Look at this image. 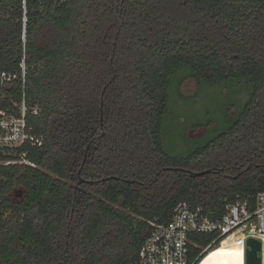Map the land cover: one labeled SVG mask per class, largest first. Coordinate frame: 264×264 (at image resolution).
<instances>
[{
    "label": "trees",
    "instance_id": "16d2710c",
    "mask_svg": "<svg viewBox=\"0 0 264 264\" xmlns=\"http://www.w3.org/2000/svg\"><path fill=\"white\" fill-rule=\"evenodd\" d=\"M2 71L0 107L24 93L42 144L20 149L34 166L0 164V264H129L177 203L220 215L264 192V0H0ZM190 78L247 96L173 155L168 91Z\"/></svg>",
    "mask_w": 264,
    "mask_h": 264
},
{
    "label": "built area",
    "instance_id": "2783aa9c",
    "mask_svg": "<svg viewBox=\"0 0 264 264\" xmlns=\"http://www.w3.org/2000/svg\"><path fill=\"white\" fill-rule=\"evenodd\" d=\"M24 80L25 63H19ZM15 74L0 72V82L8 85ZM36 106L28 105L24 93L20 101H13L8 107H0V153L6 159L0 164H30L26 152L20 149L29 144L40 146L42 138L33 132L29 119L36 115ZM202 205L187 201L177 203L166 221L149 220L150 230L138 249L136 259L129 264H201L206 256L223 239L242 229V246L245 264V240L247 237L261 239L264 236V192L253 196H237L225 206L220 215H214ZM249 230L252 231L249 232ZM198 234L212 235L205 245L198 242ZM239 244V245H240Z\"/></svg>",
    "mask_w": 264,
    "mask_h": 264
},
{
    "label": "rangeland",
    "instance_id": "374dc122",
    "mask_svg": "<svg viewBox=\"0 0 264 264\" xmlns=\"http://www.w3.org/2000/svg\"><path fill=\"white\" fill-rule=\"evenodd\" d=\"M170 79L175 85V77ZM237 91V90H236ZM183 97H180V94ZM179 92L175 88L168 91V106L170 113L165 116L161 136L166 150L173 155H181L202 146L224 131L227 123L226 106L234 101L239 105L247 96L245 88L237 91L236 94H228L227 91L218 87L199 86L196 88L193 79H186L180 84ZM230 106L231 113H236L235 107ZM25 164V162H23ZM30 165V164H28ZM32 166V165H31ZM21 187L16 185L7 194L14 201L20 199ZM242 229L229 236L230 242L234 243L239 251L240 264L243 260V234ZM249 232L252 233L251 230ZM263 241V264H264V236ZM230 242L219 243L213 250L218 251L222 246ZM240 244V245H239Z\"/></svg>",
    "mask_w": 264,
    "mask_h": 264
},
{
    "label": "bare ground",
    "instance_id": "6f19581e",
    "mask_svg": "<svg viewBox=\"0 0 264 264\" xmlns=\"http://www.w3.org/2000/svg\"><path fill=\"white\" fill-rule=\"evenodd\" d=\"M230 241L231 239L227 237L220 243L223 244ZM208 255L209 258L204 259L202 264H240L239 251L232 242L222 246L218 251H210Z\"/></svg>",
    "mask_w": 264,
    "mask_h": 264
},
{
    "label": "water",
    "instance_id": "95a60500",
    "mask_svg": "<svg viewBox=\"0 0 264 264\" xmlns=\"http://www.w3.org/2000/svg\"><path fill=\"white\" fill-rule=\"evenodd\" d=\"M206 172H195L192 175L200 176ZM245 246V264H263V241L250 236L246 238Z\"/></svg>",
    "mask_w": 264,
    "mask_h": 264
},
{
    "label": "crops",
    "instance_id": "0c3cea01",
    "mask_svg": "<svg viewBox=\"0 0 264 264\" xmlns=\"http://www.w3.org/2000/svg\"><path fill=\"white\" fill-rule=\"evenodd\" d=\"M261 240V239H260Z\"/></svg>",
    "mask_w": 264,
    "mask_h": 264
}]
</instances>
